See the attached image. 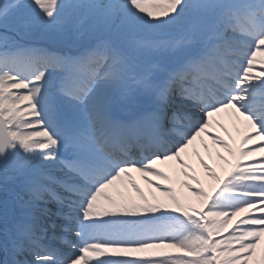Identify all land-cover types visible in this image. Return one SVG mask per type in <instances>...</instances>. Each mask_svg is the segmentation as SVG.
Segmentation results:
<instances>
[{
	"label": "snow or ice",
	"instance_id": "snow-or-ice-1",
	"mask_svg": "<svg viewBox=\"0 0 264 264\" xmlns=\"http://www.w3.org/2000/svg\"><path fill=\"white\" fill-rule=\"evenodd\" d=\"M0 181V264H264V0H0Z\"/></svg>",
	"mask_w": 264,
	"mask_h": 264
},
{
	"label": "rangeland",
	"instance_id": "rangeland-1",
	"mask_svg": "<svg viewBox=\"0 0 264 264\" xmlns=\"http://www.w3.org/2000/svg\"><path fill=\"white\" fill-rule=\"evenodd\" d=\"M9 35H13L12 33H9ZM86 39V38H85ZM205 141V140H204ZM210 148L212 149V157L209 158V155L208 153L204 150V148L202 147V145L200 144V141L196 143V147L199 149L200 153L202 155H204L205 159L208 160V162L210 164L213 165V167L215 168V171L217 172V174L219 172L222 173V176H221V179H224L225 178V175L227 173V171L229 170L230 167H228V163H224L223 161H219L216 156H215V152L217 151V147L216 146H213L211 141H206ZM189 159H190V162L193 164V166L196 168V172H197V175L201 176V178L203 179L204 183H203V187L206 191H209L211 192L212 188L215 187L217 185V181L211 177H208L206 176V174L204 173V170L202 168H200L198 162H197V159L195 156H189ZM162 168L165 170V171H168L170 174H173V168H174V162H169L167 163L165 166H162ZM165 183H168V181H164ZM174 187L177 188V192L179 195H181V199H182V202L186 203V204H194L196 206H199V198L194 196L187 188H183L181 189L179 184L176 183V180H175V175H174V179L172 181ZM9 189H15V185L13 184H9ZM5 197H9L10 200H11V196L10 194L9 195H6L4 189H3V185H2V181H0V229H3L4 225H3V221H2V215H3V211H1V206H2V203H1V200ZM157 200L159 202H162V203H166V204H171V200L166 197V196H162V197H157ZM156 202V201H154ZM11 207H13L15 209V211H19L18 208H15L14 205L11 204ZM47 207L51 208L53 212L56 211L58 205L55 203V201H51L50 203L47 204ZM142 215H147L145 213H142ZM239 217H233L232 218V224L235 223L236 219H238ZM44 221H45V227L46 228H49V231H50V225L53 221H56L57 223H62L63 221H60V220H57V218L55 216H47L44 218ZM232 224L229 225V229L232 227ZM3 239V232L0 231V240ZM169 251H179L178 249H169ZM259 254H260V250L258 248L257 250V254H256V257H254V259L252 261H250L249 263L250 264H256V260L259 258ZM3 259H4V253H3Z\"/></svg>",
	"mask_w": 264,
	"mask_h": 264
},
{
	"label": "bare ground",
	"instance_id": "bare-ground-1",
	"mask_svg": "<svg viewBox=\"0 0 264 264\" xmlns=\"http://www.w3.org/2000/svg\"><path fill=\"white\" fill-rule=\"evenodd\" d=\"M218 119H221L225 124L228 125L229 127V130L232 131L233 135L234 136H237V139H238V134L235 132V129L233 128L232 126V122H231V119L228 117V115L226 113H221L218 115V117H216ZM219 131V129H217ZM221 134L223 135L224 133L221 132ZM227 138V137H226ZM203 139L205 141H209V138L207 136H204ZM258 139V138H257ZM200 139L198 138V140L196 141L199 142ZM211 141V140H210ZM254 146V145H252ZM219 151L223 152L224 150L223 149H219ZM224 155H227L226 152H224ZM261 156V153L259 151H253L251 152V154L248 156V157H245L244 158V162H242L241 166L243 167L246 163H250L253 161L254 158H259ZM233 158L232 157H229V160H232ZM166 164H163V165H158V167H161L162 166H165ZM228 167L231 168V164H228L227 165ZM229 168V169H230ZM133 175L136 177L137 179V182L140 184V187L145 191V194L149 196V199L152 200V195L151 193H155V196L156 197H162L163 195L161 194V192L157 191L155 188L151 187L150 185L146 184L143 179L140 178V175L138 173H133ZM218 175L221 177L222 176V173L219 172ZM153 179H158L156 177H153ZM160 183H165L164 181H160ZM132 196L135 197L137 200H139L138 197H136V194L135 193H132ZM154 202V201H153ZM3 261V251L0 250V262ZM250 264V263H249Z\"/></svg>",
	"mask_w": 264,
	"mask_h": 264
}]
</instances>
